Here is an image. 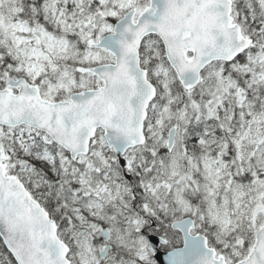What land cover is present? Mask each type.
<instances>
[{
    "label": "snow or ice",
    "instance_id": "snow-or-ice-1",
    "mask_svg": "<svg viewBox=\"0 0 264 264\" xmlns=\"http://www.w3.org/2000/svg\"><path fill=\"white\" fill-rule=\"evenodd\" d=\"M0 264H264V0H0Z\"/></svg>",
    "mask_w": 264,
    "mask_h": 264
}]
</instances>
